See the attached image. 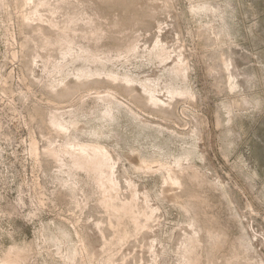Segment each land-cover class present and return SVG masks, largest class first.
<instances>
[{"label":"rangeland","instance_id":"1","mask_svg":"<svg viewBox=\"0 0 264 264\" xmlns=\"http://www.w3.org/2000/svg\"><path fill=\"white\" fill-rule=\"evenodd\" d=\"M0 264H264V0H0Z\"/></svg>","mask_w":264,"mask_h":264},{"label":"bare ground","instance_id":"2","mask_svg":"<svg viewBox=\"0 0 264 264\" xmlns=\"http://www.w3.org/2000/svg\"><path fill=\"white\" fill-rule=\"evenodd\" d=\"M26 2H27V0H26ZM109 113H110V112H109ZM85 148H86V147H85ZM88 150H89V153H93L95 150L97 151V150H99V149H98L97 146H93V147H89ZM49 156H50V155H49ZM172 180H173V182H175V183L178 182V181H177V178H175V177H174ZM106 206H107L108 210H113V209H114L113 202H111V200L107 201ZM118 211H119V210H118ZM114 212H115V211H114ZM117 213H118V212H117Z\"/></svg>","mask_w":264,"mask_h":264}]
</instances>
